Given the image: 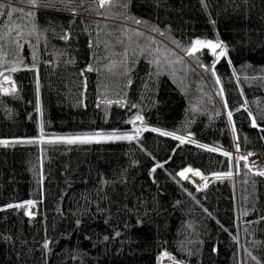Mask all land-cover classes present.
<instances>
[{
  "label": "trees",
  "instance_id": "trees-1",
  "mask_svg": "<svg viewBox=\"0 0 264 264\" xmlns=\"http://www.w3.org/2000/svg\"><path fill=\"white\" fill-rule=\"evenodd\" d=\"M262 129L264 0H0V264H264Z\"/></svg>",
  "mask_w": 264,
  "mask_h": 264
},
{
  "label": "snow or ice",
  "instance_id": "snow-or-ice-1",
  "mask_svg": "<svg viewBox=\"0 0 264 264\" xmlns=\"http://www.w3.org/2000/svg\"><path fill=\"white\" fill-rule=\"evenodd\" d=\"M30 2H31L33 5L36 4V0H30ZM107 3H109V0H99V5H100V7H103V6H104L105 4H107ZM13 11H15V9H13ZM10 14H11V13H9V15H10ZM29 15H31V13H29ZM137 23H139V21H137ZM200 47H206V48L211 49L213 55H216L217 60H219V57H220V56H224V55H226V49H222V50L219 52V54H217V53H216V49H217V48H220L221 45H220L218 42H217V43H213V42H211V41H201V40H196V41L194 42L192 48L189 49V50H187V51H188V53L191 55L192 53H194L195 51H197ZM213 67H214V65H213ZM13 70H15V69H13ZM89 70H91V69H89ZM217 83H219V80H217ZM221 95H222V90H221ZM225 106H227V102H225ZM228 117H229V120L231 121V117H232V113H231V112L228 113ZM137 119H141V118H140V117H137ZM252 126H253V127H257L255 119H253V121H252ZM262 130H264V129H262ZM41 131H42V130H41ZM136 131L139 132V131H141V130H140V129H137ZM153 131H159V130H157V129H153ZM233 132H235V126H234V125H233ZM159 134L162 135V136H173L174 139L180 140L181 143H184V142H185V141H184V138H182V137H180V136H174L172 133H169V132L160 131ZM116 138H117V139H131V137H127V136H121V137H116ZM59 139L64 140V141L67 142V143H75V142H77V141H80V142H86V141L89 140L90 138H80V137H75V138H63V137H61V138H59ZM201 147H204V146L201 145ZM236 148H237V151H239V144L236 145ZM208 150H209V151H216L215 148H210V149H208ZM223 154H224L225 156H230V153H227V152H224ZM249 155H251V154H249ZM241 159H246V157H241ZM158 166H162V165H158ZM154 170H155V169H153V171H154ZM188 171H192V169H188ZM193 174H194V175H197V176L201 175L198 171L194 172ZM258 174L261 175V176H264V171H261V172H259ZM179 175H180L181 177H184V176H185V173H184V172H181V173H179ZM226 175L231 176L232 173L229 172V173H227ZM31 203H32V202L29 201V204H31ZM10 207H11V206H10ZM16 207H20V205H16ZM29 214H30V213H29ZM45 247H47V244L45 245ZM165 255H167V254H165ZM254 259H255V258H254Z\"/></svg>",
  "mask_w": 264,
  "mask_h": 264
},
{
  "label": "rangeland",
  "instance_id": "rangeland-1",
  "mask_svg": "<svg viewBox=\"0 0 264 264\" xmlns=\"http://www.w3.org/2000/svg\"><path fill=\"white\" fill-rule=\"evenodd\" d=\"M222 49H223V47L221 45L220 48H217L216 49V53L219 54V52ZM12 84L13 83L10 80H6L4 82L3 87L4 88H12L13 87ZM136 124L139 125L140 124V121L139 120H136ZM75 137L90 138L89 140H91V141H104V140H111V138H116L118 136L117 135H114V134H97V135H92V136L91 135H87V136L81 135V136H75ZM75 137H69V138H75ZM183 172L185 173V176L184 177L189 178L190 180L193 181V183H195L197 185H201L202 184V176L201 175H199V176L194 175L193 174L194 172L188 171V169L185 170V171H183ZM31 207H33V205H31L30 208H29L30 209V213H32ZM165 262H167V261H165Z\"/></svg>",
  "mask_w": 264,
  "mask_h": 264
},
{
  "label": "bare ground",
  "instance_id": "bare-ground-1",
  "mask_svg": "<svg viewBox=\"0 0 264 264\" xmlns=\"http://www.w3.org/2000/svg\"><path fill=\"white\" fill-rule=\"evenodd\" d=\"M12 83H13V81L12 80H10ZM191 172H194V171H191ZM201 176H202V174H201ZM193 182V181H192ZM200 183V182H199ZM195 184V183H194ZM31 210H32V213H30V209H28V212H27V214L28 215H35L36 213V208L33 206V207H31ZM30 213V214H29ZM35 213V214H34Z\"/></svg>",
  "mask_w": 264,
  "mask_h": 264
},
{
  "label": "water",
  "instance_id": "water-1",
  "mask_svg": "<svg viewBox=\"0 0 264 264\" xmlns=\"http://www.w3.org/2000/svg\"><path fill=\"white\" fill-rule=\"evenodd\" d=\"M192 169V171H195L193 168H191Z\"/></svg>",
  "mask_w": 264,
  "mask_h": 264
},
{
  "label": "built area",
  "instance_id": "built-area-1",
  "mask_svg": "<svg viewBox=\"0 0 264 264\" xmlns=\"http://www.w3.org/2000/svg\"><path fill=\"white\" fill-rule=\"evenodd\" d=\"M257 163L259 162V160L256 161Z\"/></svg>",
  "mask_w": 264,
  "mask_h": 264
}]
</instances>
